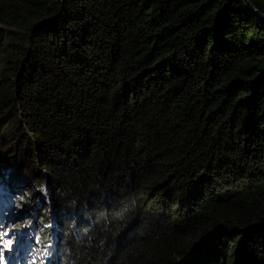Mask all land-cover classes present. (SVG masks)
<instances>
[{
  "label": "trees",
  "instance_id": "obj_1",
  "mask_svg": "<svg viewBox=\"0 0 264 264\" xmlns=\"http://www.w3.org/2000/svg\"><path fill=\"white\" fill-rule=\"evenodd\" d=\"M0 185L47 264H264V0H0Z\"/></svg>",
  "mask_w": 264,
  "mask_h": 264
},
{
  "label": "rangeland",
  "instance_id": "obj_2",
  "mask_svg": "<svg viewBox=\"0 0 264 264\" xmlns=\"http://www.w3.org/2000/svg\"><path fill=\"white\" fill-rule=\"evenodd\" d=\"M40 172L47 175L45 171ZM22 173L27 176L25 172ZM20 182L25 186L24 181ZM21 183L19 184L21 185ZM44 190L42 191L43 194L45 193ZM11 197H4V191L0 185V204H2L0 205V241L3 243L11 242L10 248L3 247V243H0V248H3L2 264H47V262H43V255L39 254L38 235L37 231L34 230L33 223L27 220L25 214L21 213L26 207L16 205ZM38 203L39 201L36 202V204ZM45 203L47 202L45 201ZM26 206L29 207L30 205L26 203ZM2 211L9 213L7 222H3L4 213ZM31 243L33 245H29ZM26 246H31V252L27 251Z\"/></svg>",
  "mask_w": 264,
  "mask_h": 264
},
{
  "label": "snow or ice",
  "instance_id": "obj_3",
  "mask_svg": "<svg viewBox=\"0 0 264 264\" xmlns=\"http://www.w3.org/2000/svg\"><path fill=\"white\" fill-rule=\"evenodd\" d=\"M0 243H3L2 241H0ZM11 246V242H7V243H3V247H8L10 248ZM2 252H3V248H0V264H2V260H3V256H2Z\"/></svg>",
  "mask_w": 264,
  "mask_h": 264
}]
</instances>
